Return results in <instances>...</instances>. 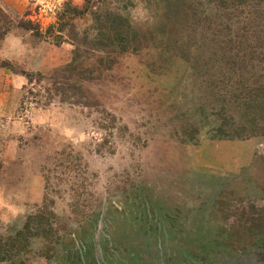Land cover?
<instances>
[{
    "label": "rangeland",
    "instance_id": "374dc122",
    "mask_svg": "<svg viewBox=\"0 0 264 264\" xmlns=\"http://www.w3.org/2000/svg\"><path fill=\"white\" fill-rule=\"evenodd\" d=\"M157 3L0 0V264H264V113Z\"/></svg>",
    "mask_w": 264,
    "mask_h": 264
},
{
    "label": "trees",
    "instance_id": "16d2710c",
    "mask_svg": "<svg viewBox=\"0 0 264 264\" xmlns=\"http://www.w3.org/2000/svg\"><path fill=\"white\" fill-rule=\"evenodd\" d=\"M157 2V6L161 5L160 8H163L162 14H158L161 19L162 29L160 33L162 35L187 31L188 13L195 21V24L189 23V26L202 24L201 22L206 20L213 24L212 31L206 35L208 39L204 42L207 49L213 51L211 56H215L216 53L222 54L223 57L227 56L225 67L232 71L233 75L235 72L239 74L242 71L238 76L232 77L235 79L234 90L231 91L233 101L241 105L243 110H249V112L254 110V114L261 116L264 113L261 111L264 109V14L263 16L258 15L255 10L259 12L261 5H264V0H157ZM219 4L226 12L227 18L231 15L238 18L244 13H253L250 23L247 21L249 25L238 27L237 32H241L240 34L237 33L236 36L223 41L219 40L218 37L220 36L217 37L215 34L218 33L217 26L220 24L218 23ZM252 8L254 9L253 12L250 11ZM193 17H196V20ZM205 30L207 31V28ZM121 34H117L120 42L123 41ZM209 57L204 58L205 61H202L200 68L208 67L211 63ZM243 71L250 74L249 78L241 79L244 75ZM258 71L260 72L257 73ZM246 114L247 112L244 116Z\"/></svg>",
    "mask_w": 264,
    "mask_h": 264
}]
</instances>
